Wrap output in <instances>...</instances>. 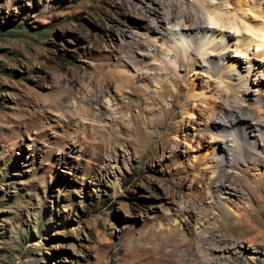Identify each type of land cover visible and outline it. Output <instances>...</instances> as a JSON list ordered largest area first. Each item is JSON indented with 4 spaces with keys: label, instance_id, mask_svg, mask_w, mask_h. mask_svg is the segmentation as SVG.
I'll list each match as a JSON object with an SVG mask.
<instances>
[{
    "label": "rangeland",
    "instance_id": "374dc122",
    "mask_svg": "<svg viewBox=\"0 0 264 264\" xmlns=\"http://www.w3.org/2000/svg\"><path fill=\"white\" fill-rule=\"evenodd\" d=\"M144 1L0 0V264H264V160L225 164L218 202V168L204 164L217 165V142L203 128L227 105L210 97L215 72L181 70L208 111L200 101L192 116H152L128 87L115 96L110 86L109 110L81 114L101 110L91 76H137L126 51ZM206 24L215 42L219 23ZM233 42L225 53L247 75ZM248 56L264 97V56ZM163 103L180 111L185 98Z\"/></svg>",
    "mask_w": 264,
    "mask_h": 264
},
{
    "label": "bare ground",
    "instance_id": "6f19581e",
    "mask_svg": "<svg viewBox=\"0 0 264 264\" xmlns=\"http://www.w3.org/2000/svg\"><path fill=\"white\" fill-rule=\"evenodd\" d=\"M141 8L143 10L138 15L140 20L131 21L135 30L130 32V46L126 51L130 62L138 66L137 76L130 75L124 69L116 73L110 70L97 72L98 76H91L94 77L91 82L94 81V88L99 93L92 94L90 100L100 104L98 110L101 107L109 110L112 100L107 97V88L115 86V96H121L120 93L128 87L127 91L137 96L136 106L141 108L140 111L150 112L152 116L161 111L169 116L177 114L192 116L200 101L207 104L202 111H208L211 103L207 102L208 96L204 90L196 88L194 79L190 80L189 87L182 83L186 78L181 71L182 68L186 67L190 71L201 69L215 72L217 80L211 82H215L216 90L210 97L217 101L223 100L227 105L222 108L223 116L220 121L210 118V123L208 122L203 129L217 142L210 153L211 160L217 165L207 162L204 164L207 167L218 168L216 169L218 174L213 179L218 189L215 197L218 202L226 181L231 180L225 179L227 175L221 173L225 164L240 165L264 160L260 155L264 154V97L261 95L260 87L254 88L252 85L258 83L257 75L262 70L258 66L254 74L255 79L249 82V74L255 70V63L248 56L250 48L264 56V6L261 0H236L234 4L227 2L225 5L215 4L209 0H147L143 2ZM142 19L149 20L151 24L146 25L141 22ZM211 21H217L220 26L214 29L215 42L204 39V34L210 30L206 23ZM165 22L172 24V27H164ZM231 41H234V44L243 42L242 46H235V52L246 57L247 75L240 74L237 62L228 60L230 55L225 53V49L231 46ZM224 70L226 72H222ZM149 73L152 74V79L148 77ZM235 74L239 75L237 82L231 83ZM136 77L139 78L135 81L137 84L131 81ZM139 81L147 83L140 84ZM152 86L158 95L151 93L149 87ZM167 96H171L173 105L185 98L180 111H175L173 107L168 109L165 107L163 101ZM102 101L106 104L103 105ZM142 103L156 105L158 108L153 107L147 111L141 107ZM118 107H121L117 111L120 117L125 104L121 103ZM95 112L87 109L81 111V114L97 117V114L103 113L102 109L96 115ZM107 113L104 111V114ZM118 116L112 114V117ZM214 172L216 173L215 170ZM216 236L214 234L215 238ZM209 238H206L207 241Z\"/></svg>",
    "mask_w": 264,
    "mask_h": 264
}]
</instances>
